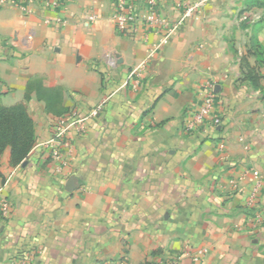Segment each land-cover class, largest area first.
Masks as SVG:
<instances>
[{
    "label": "crops",
    "instance_id": "1",
    "mask_svg": "<svg viewBox=\"0 0 264 264\" xmlns=\"http://www.w3.org/2000/svg\"><path fill=\"white\" fill-rule=\"evenodd\" d=\"M62 1L0 0V101L25 102L37 135L22 164L9 148L2 156L0 196L12 207L0 214V264H153L172 254L180 264H264V100L246 77L251 35L264 44L261 9L192 0L196 13L159 47L144 22L117 30L114 0ZM157 1L161 16L182 11L179 0ZM39 85L61 90L62 115L46 111ZM208 87L223 125L187 133L185 112ZM62 117L84 118V132L53 140ZM71 176L79 187L68 192Z\"/></svg>",
    "mask_w": 264,
    "mask_h": 264
},
{
    "label": "built area",
    "instance_id": "2",
    "mask_svg": "<svg viewBox=\"0 0 264 264\" xmlns=\"http://www.w3.org/2000/svg\"><path fill=\"white\" fill-rule=\"evenodd\" d=\"M28 2L30 0H20ZM51 8H57L63 3L62 0H42ZM115 10L112 19L115 23L117 30L120 33H126L132 30L137 22H144L148 29L159 32L161 41L158 46L165 45L169 42L172 36L179 32L185 22L191 18L199 6L201 1L192 0H179L178 6L183 7L179 16L175 19L161 16L158 12L157 0H114ZM91 19L95 16L91 15ZM149 63V57L139 62L130 72V77L140 75ZM216 100V91L214 87H208L202 94L201 102L199 105L188 108L185 112L184 131L191 133L202 129L204 127L217 131L223 125V118L220 114L214 111ZM104 107V102L92 108L89 112L90 115H97ZM84 118H65L62 117L57 124L56 136L53 140L61 141L64 135L72 129L77 130L79 133L84 132ZM55 158H61V153L58 148L53 151ZM263 186V180L260 179L254 186L251 193V200H254L257 193ZM11 202L8 198L0 196V214L8 216L11 212ZM204 256V250L199 249L195 252L193 260L199 262ZM181 255L172 254L165 260L153 264H180ZM100 264H110L108 262ZM114 264H129L126 258L116 261Z\"/></svg>",
    "mask_w": 264,
    "mask_h": 264
},
{
    "label": "trees",
    "instance_id": "3",
    "mask_svg": "<svg viewBox=\"0 0 264 264\" xmlns=\"http://www.w3.org/2000/svg\"><path fill=\"white\" fill-rule=\"evenodd\" d=\"M254 5L262 9L259 22L264 25V0H253ZM249 55L255 57V64L246 63L248 72L246 77L254 86L260 88L264 100V85L261 80L264 73L260 71L264 67V44L254 33L250 37ZM26 93V100L30 99L29 91ZM38 99L46 102V111L62 115L65 108L62 105V93L59 88H45L39 85L37 88ZM37 135L35 121L27 109L25 102L13 105H5L0 101V167L2 156L6 149H10L11 163L20 165L26 160L36 144Z\"/></svg>",
    "mask_w": 264,
    "mask_h": 264
},
{
    "label": "water",
    "instance_id": "4",
    "mask_svg": "<svg viewBox=\"0 0 264 264\" xmlns=\"http://www.w3.org/2000/svg\"><path fill=\"white\" fill-rule=\"evenodd\" d=\"M78 187H79L78 178L76 176L69 177L66 183V190L68 192H73Z\"/></svg>",
    "mask_w": 264,
    "mask_h": 264
},
{
    "label": "rangeland",
    "instance_id": "5",
    "mask_svg": "<svg viewBox=\"0 0 264 264\" xmlns=\"http://www.w3.org/2000/svg\"><path fill=\"white\" fill-rule=\"evenodd\" d=\"M260 14H262V9L260 10ZM250 16V15H249ZM240 35V41L243 43L246 39H245V36H244V34H243V32L242 33H240L239 34Z\"/></svg>",
    "mask_w": 264,
    "mask_h": 264
}]
</instances>
